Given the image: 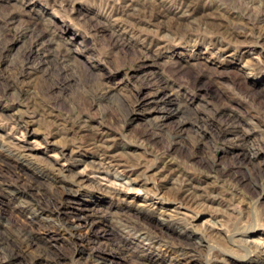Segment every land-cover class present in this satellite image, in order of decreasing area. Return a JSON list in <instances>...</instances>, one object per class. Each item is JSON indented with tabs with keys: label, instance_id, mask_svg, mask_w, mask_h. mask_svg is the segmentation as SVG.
<instances>
[{
	"label": "rangeland",
	"instance_id": "374dc122",
	"mask_svg": "<svg viewBox=\"0 0 264 264\" xmlns=\"http://www.w3.org/2000/svg\"><path fill=\"white\" fill-rule=\"evenodd\" d=\"M99 133L124 165L97 167ZM262 247L264 0H0V264H264Z\"/></svg>",
	"mask_w": 264,
	"mask_h": 264
},
{
	"label": "bare ground",
	"instance_id": "6f19581e",
	"mask_svg": "<svg viewBox=\"0 0 264 264\" xmlns=\"http://www.w3.org/2000/svg\"><path fill=\"white\" fill-rule=\"evenodd\" d=\"M132 5V4H131ZM191 4H189V2L187 3H185V1L184 2H179V4H178V9H177V11H175L173 14H174V16H175V18L177 19V20H182L183 18H186V17H184V16H188V15H190L191 14V12H192V7L190 6ZM127 6H129L128 7V9H127V11L126 10H124L123 12L124 13H121L120 15H122V14H125V15H132V14H130L131 12L129 11L130 10V3H129V1H128V3H126L125 4V7H127ZM117 12V11H116ZM119 15V14H118ZM120 16H117V17H115L116 18V20H118V18H119ZM191 21V20H190ZM179 22V21H178ZM184 23V22H183ZM190 23L191 22H189V25H190ZM176 24H178V23H176ZM188 24V23H187ZM183 26L184 25H182V28H183ZM192 26V25H191ZM190 26V27H191ZM187 27V26H186ZM179 28V27H178ZM33 28H31V30H32ZM165 32V31H164ZM167 33V32H166ZM233 33V32H232ZM231 33V34H232ZM36 35H38V33L37 34H35V33H33V36L35 37ZM166 35V34H165ZM164 35V36H165ZM167 35H170L169 33L167 34ZM233 36H235V35H233ZM43 42V41H42ZM49 43H51V45L54 43L53 42V40L52 41H50V42H48V44ZM41 44V43H40ZM48 47V46H47ZM45 48L43 45L40 47V50H41V54H42V56H43V59H45L44 57H46V54L48 53L47 51H49V47L48 48ZM54 47V46H53ZM59 49V48H58ZM46 51V52H45ZM50 53V52H49ZM56 58H57V64H58V67L60 68V69H63L65 66H64V62H65V58H64V56L65 55H62V54H58L57 52H56ZM48 55V54H47ZM51 58V57H50ZM42 59V60H43ZM55 59V58H54ZM57 69V68H56ZM106 95L108 94V93H105ZM108 97H111V95H108ZM179 107V106H178ZM177 106H174V107H169L168 108V111H170V112H177L178 110H179V108H178ZM198 116V115H197ZM15 122V121H14ZM16 124V123H15ZM239 124H237V125H233V127L230 129L231 131H235V133H236V131H237V126H238ZM13 126V125H12ZM97 131V130H96ZM102 132H104V131H102ZM94 136V135H93ZM236 137H240L239 136V134H236ZM93 138V137H92ZM91 143V142H90ZM93 143L97 146V147H99L100 148V152L98 153V155H99V160H98V162H97V164H98V168L100 167V169L101 168H103V167H106V165H105V163H107V165H110L111 163H113L114 165L115 164H117L118 166H122V165H124V163L123 162H121L120 160H119V157H118V153H120L121 151H123L122 150V147H121V149H120V147L118 148V150H117V148H114V144H113V142H111V137L109 138V137H107L106 135H104V134H102V133H99V134H97V136H95L94 138H93ZM12 146V145H11ZM21 146V145H20ZM95 146V147H96ZM15 147H16V145H15ZM19 148V147H18ZM21 148V147H20ZM26 148V147H25ZM22 152V151H21ZM19 153V152H18ZM27 153V152H26ZM238 153V155L236 156V159H237V161L239 162V163H241V162H243V160L247 157V155L249 154V155H253L252 154V152H248V150H244V151H238L237 152ZM248 153V154H247ZM116 165V166H117ZM168 164H167V162L166 161H164L163 162V165H162V167L163 168H161L160 169V172L162 173V175H161V177L162 178H164V181H170V177H169V173L171 172V171H174V170H176V168L175 167H172V168H169L170 166H168ZM169 168L170 169V172L168 173V172H165V173H163L164 171H161L162 169H164V170H167V169ZM120 169V168H119ZM125 169V168H124ZM125 171H126V175H131V174H133V172L134 171H132V168H126L125 169ZM114 176H116V177H118V175H116V174H114ZM180 176V175H179ZM101 179H107L105 176H99ZM160 177V178H161ZM136 179L135 177H131V178H129V179H127V180H125V183H128V182H130L132 179ZM108 180V179H107ZM177 181V179H174V177L171 179V181ZM109 182H101L100 181V183L101 184H103V187H102V190H108L109 188L110 189H112V190H114V191H121V190H124L125 189V187L123 186V185H121L120 183L118 184V182L116 183V182H113V181H110V180H108ZM115 181V180H114ZM114 184H118V185H121V186H114ZM175 186V189H176V195L180 198V199H182V200H184L185 202H196V201H198V200H201V198L203 197L202 195V193L200 192V191H198L197 190V188H199L200 187V185L199 184H197L195 181H194V179H193V176H183V177H181L179 180H178V182L176 183V185H174ZM129 188V187H128ZM115 193V192H114ZM175 211H176V209H175ZM177 212H178V210H177ZM86 214V213H85ZM90 214V213H89ZM168 214V213H167ZM91 215H92V213H91ZM169 215V214H168ZM170 215H174L173 213H170ZM175 216V215H174ZM173 216V217H174ZM97 220V219H96ZM96 220H94V221H96ZM94 221H92V222H94ZM86 222V221H85ZM97 223V222H96ZM126 223V222H125ZM84 224V223H83ZM91 224V221L89 222V225ZM78 225H80V223L79 224H77V226ZM74 226V225H73ZM76 226V225H75ZM89 227V226H88ZM91 227V226H90ZM93 227V226H92ZM100 229V228H99ZM154 233V232H153ZM30 234V233H29ZM28 235V234H27ZM26 235V236H27ZM31 235H28V237H30ZM25 237V236H24ZM25 239V238H24ZM15 240V239H14ZM30 240H32V238L30 239ZM152 241V240H151ZM14 242V241H13ZM20 242V241H19ZM182 242V241H181ZM194 242V241H193ZM11 243V242H10ZM185 243H186V241H185ZM189 243V242H188ZM18 244V243H17ZM195 244V243H194ZM206 244V243H205ZM11 245V244H10ZM15 245V246H14ZM13 246H12V248L9 250V252L7 253V256L9 257V258H13L14 256H24L26 253L23 251V249H22V247L21 248H19L20 246H18V245H16V244H14ZM186 245V244H185ZM192 245V244H191ZM260 251H261V254H264V248L262 247V248H260ZM186 252V251H185ZM264 263V262H263ZM109 264H113V263H109ZM130 264V263H129Z\"/></svg>",
	"mask_w": 264,
	"mask_h": 264
}]
</instances>
